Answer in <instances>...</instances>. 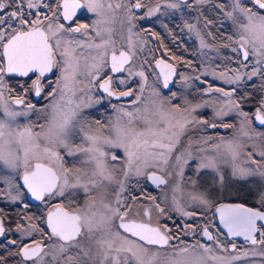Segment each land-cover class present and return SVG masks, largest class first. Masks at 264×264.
<instances>
[{
    "label": "snow or ice",
    "instance_id": "snow-or-ice-1",
    "mask_svg": "<svg viewBox=\"0 0 264 264\" xmlns=\"http://www.w3.org/2000/svg\"><path fill=\"white\" fill-rule=\"evenodd\" d=\"M207 2L197 0L198 4ZM168 7L179 5L169 3ZM224 7L219 5L220 9ZM9 8L12 10L7 11ZM41 8L47 12L41 13ZM138 9H146L140 17L144 19L159 12L160 4L152 7L146 0L117 3L112 0H26V3L25 0L7 3L0 0V112L4 117L0 119V165L15 171L23 184H15L8 176L0 179L7 184L6 195L13 202L20 199L21 187L46 205L53 198L61 201L47 212L46 225L50 231L45 232L35 224L27 230L17 225V231L23 236L40 232L51 241L50 244L35 239L30 244L21 242L16 254L22 255L25 261L32 264H243L248 251L237 255L216 253L237 252L236 237L264 249V211L259 209L243 204H220L215 211L227 230L226 236L232 239L221 240L220 230L214 235L210 225L205 224L201 234L211 243L180 246L171 243L173 239L179 240L178 236L171 235V229L160 226L158 221L153 223L154 216L167 212L156 197L147 196L149 204L140 205L137 197L123 195L133 176L143 177L157 187L166 186L167 178L174 174L170 169H179L182 176L194 152L200 160L199 168H216L219 158L231 157L234 175L250 174V169L235 166L245 147L236 140L219 138V143H211L215 139L211 136L188 137L184 143L190 129L217 127L207 119L197 118L198 109L213 107L214 118L221 121L230 112H238L243 117L239 135L252 139L251 134L255 133L264 139V132H255L250 127L253 117L242 112L239 102L233 99L235 87L225 91L208 84L204 89L202 95L222 94L225 98L222 104L219 99L195 104L185 99L183 105L172 104L170 99L161 98L155 88L151 98L142 99L147 77L142 68L133 71L131 67L135 52L130 54L118 49L111 37L112 29L104 27L115 19L118 10H123L129 24L128 47L132 50V21L137 18L135 10ZM80 14H92L96 19L91 24L76 23L75 18ZM223 15L232 21L238 35L235 40L228 36L230 43L223 47L231 48L241 69L251 64V71L233 69L232 76L220 73V78L229 85H238L245 77L248 80L256 76L264 78V0H231V10ZM61 21L71 23L66 26ZM212 23L205 18V27ZM186 26L195 29L193 24ZM78 34L84 38L77 39ZM196 36L201 48L211 47L199 31ZM156 65L160 68L159 76H163V87L168 88L176 73L175 67L164 60H157ZM49 75L55 76V80H49ZM133 76L141 78L140 94L127 87ZM6 77L17 81L14 87L20 89V94L13 95L14 87L6 84ZM120 86L126 90H119ZM47 89H50L47 91L50 104L43 109L48 114L44 116L45 123L38 125L39 131L35 130V124H17V117L37 111L35 105L26 104L25 97L29 94L40 97ZM94 92L100 94L99 98L94 97ZM105 95L117 99L135 95L130 105L132 110H128L129 106L113 105L114 122L105 125L99 119L89 120L84 110L99 104ZM139 103L143 106L137 107ZM12 105L24 106V110L15 111ZM254 119L264 126V101ZM220 126L234 127L223 122ZM77 136L81 139L79 144L74 143ZM119 150L122 155L117 154ZM209 151L216 156L203 155ZM78 155L85 157L82 163L86 167L66 166L65 156ZM258 155L264 160V145ZM247 156L253 164L259 163L253 159L254 152H247ZM117 162L119 167L115 166ZM178 191V185L172 188L175 211L183 217H194L196 213L187 211L177 198ZM189 199L205 208L212 207L204 193H189ZM261 202L264 204V193ZM184 231L194 233L196 229L185 226ZM5 232L0 219V236ZM10 243L17 245L16 240ZM251 254L264 256V251Z\"/></svg>",
    "mask_w": 264,
    "mask_h": 264
},
{
    "label": "flooded vegetation",
    "instance_id": "flooded-vegetation-1",
    "mask_svg": "<svg viewBox=\"0 0 264 264\" xmlns=\"http://www.w3.org/2000/svg\"><path fill=\"white\" fill-rule=\"evenodd\" d=\"M173 1H175V3L179 5L181 11H176L174 10V8L168 7V4L173 3ZM5 2L7 3L8 0H5ZM112 2L117 3V2H121V0H112ZM146 2H148L152 7H155V5L159 3L160 11L157 12L152 17L141 19L140 17L145 15L146 9L135 10L137 18L132 21V31L137 30V31L149 32L150 35L149 39L152 42L149 49L147 46L148 44H146L145 50L142 52L140 57L137 56L136 61L134 60V56H133V60L130 62V64L132 65L135 62L138 68H142L145 72V76L148 78L149 83L152 82V79H154V76L156 74L158 75L160 74L156 65L157 60H164L167 63L172 64L176 68L173 84L170 89L164 88L166 96L170 97L172 93L178 90L177 85L180 81V77L183 71L188 70L189 68L195 71L200 69L201 63L199 59V51H198V47L194 43L196 31L200 30L203 33V35L205 33L206 34L211 33L213 41H216L215 38L217 36L215 35L214 32H217L219 34V30L222 25V23L219 20L221 13L219 5L224 4L225 0H209V2L203 4H198L197 0H146ZM11 10H12L11 8L7 9V11H11ZM40 11L41 13L47 12V10L43 8H41ZM48 15H51V12H48ZM205 18L213 21V23L208 27H205ZM75 19H76V23L91 24L92 21L96 19V17L93 16L92 14H87V15L80 14ZM187 19H190V21H192V24L195 25L194 35L190 36L183 26L184 20L187 21ZM61 22L65 23L66 26L69 23H71L67 21H61ZM72 26L75 25L73 24ZM104 27L111 28L112 32L119 30H127L129 28V24L126 19V13L123 10H118L115 19L111 20L110 23L104 25ZM76 38L83 39L84 37L78 34ZM118 43H119L118 49L129 51L130 54H132L133 50H129V47L124 40L123 41L119 40ZM163 43H167L168 48L165 47V49L160 50V47H163ZM148 51L153 53L152 55L153 60L151 65H148V63L145 62V58H144L146 56L145 53ZM188 59H190L189 62L186 61ZM105 71H107V69H105ZM127 75L128 73L125 72L123 74V77L125 78L127 77ZM159 77L163 85L162 76ZM139 78H140L139 76L130 78L128 80V85H127V87L132 88L136 92V94H138V89L140 86ZM49 80H55V76L49 75ZM5 82L7 85L12 87H14L17 83L15 79H9L8 77L5 78ZM252 83H254L253 80L248 82L247 87H250ZM255 84L260 85V83L258 82ZM54 86L55 85L53 84V87ZM196 86H197L196 88H198L200 91H204L205 89L204 85L201 84L200 81H197ZM119 90H126V88L125 86H120ZM47 91H50V89H47L40 97H35L34 94H29L25 97L26 104L31 103L35 105L37 111L35 113H29L27 116L22 117L20 120L17 119L18 121L17 123H19L20 121L21 123L25 122L24 125L29 124L26 123V121L24 120V118L26 117L27 119H30L31 124H35L37 125V127L39 124L45 123L44 119H43L44 121L42 122L40 119L39 122L36 121L37 118H40V116L36 113L41 112L50 104V100L47 98ZM237 91L239 90L237 89ZM17 94H20V89L14 87L13 95H17ZM5 95L7 97L8 93L6 92ZM99 95L96 97L99 98ZM104 99L105 102L101 101L100 104L95 109L89 111L87 109L86 111L89 112V116H90L89 120H93L94 117L95 120L99 119L103 124L107 125L111 121L110 115L113 110V105L116 103H127V102L129 103L135 99V95L132 97H123L120 99H117L115 97L108 98L105 95ZM171 103L180 104L179 101L175 99H172ZM12 107L20 108V109L24 108V106H20V105H12ZM254 108H252L251 105L248 106V109L244 107L243 110L249 114V112L252 111ZM1 115L2 112H0V116ZM203 115H205V113H202V116ZM210 123H215V122H210ZM215 124H217V127L215 129L209 127V130L206 132L213 134L212 137H214L215 138L214 140L216 141L219 138H221L223 134L230 133L231 135H233L236 134L237 132V124L234 121H232L231 123L232 125L234 124V127L230 129L221 127L220 121H217ZM258 126L260 125L258 124ZM200 130L201 129H199L198 132H201ZM201 136L202 135L196 134V135H191L190 137L196 139ZM188 137L189 135H187L184 138L185 144L187 143ZM119 152L122 154V150H119ZM194 154L195 152L193 153V155ZM66 158L69 157L65 156V159ZM197 162H198L197 159L193 157L190 161H188V164L190 165L191 169L197 170L198 169ZM190 173H193V171L191 170ZM4 176L10 177L15 184L18 185L23 184L22 180L17 179V175L15 171L11 169L6 170L3 168V165H0V177H4ZM193 177L195 178L197 177V172L196 173L194 172ZM167 179L170 180L169 177ZM173 187L174 185L170 182L166 186L157 187L156 185L152 184L151 181H148L145 178L142 179L132 178V180L127 182V189L123 195L125 197H129V196L137 197L138 203L140 205L149 204V201L146 198L147 196L156 197L157 203H160L161 207L167 208L173 196V192H172ZM195 187L196 188L201 187L202 190H205L210 196L215 197L211 199V201L209 200L210 203L212 204V207L205 208L203 206H199L195 208H187L188 211H194L196 213L194 217H183L181 215H178L176 212L175 214H172V212L169 211L168 208L165 215L159 217L156 216L153 217L154 224L158 221L160 226L166 225L169 229L172 230L171 231L172 236L179 237V240L173 239L171 241L173 245H180V246L192 245V244H196L197 242L211 243L210 241H207V238L203 237L201 234L202 227L205 224L210 225L209 230L214 235L217 234V230L219 229L221 232V236H220L221 240H231L232 238L226 236V231L223 229L220 223L219 215L215 211L216 207L219 206L220 204L244 203L264 210V207H259L255 205V203L250 198L251 197L250 194H248L247 197L238 199L236 196L226 197V194L230 193L231 191L230 188L228 190L222 191L221 193H217V191L214 190V188L212 189L205 188L202 184L199 183H196ZM0 189L3 190V193L0 194V219H3L4 226L6 229L5 234L3 236H0V264H32L31 261H25L22 255L16 254L19 252V246L21 245V242L30 244L31 241L35 239L38 241L42 240L46 244H50L51 241H48L47 237L42 235L40 232H33L31 236H23L22 232L17 231V225H22L23 229L27 230L31 227V225L35 224L38 225L40 228L44 229L45 232L50 231L46 225L47 212L49 210V207L57 203H60L61 201L58 198H53L46 205L42 202L36 201L35 199L31 198L30 194L27 192V189L21 187L20 199L13 202L6 195L9 189L7 184H5L2 179H0ZM12 195H16V193L13 192ZM83 199L84 197L83 195H81L80 197L81 203L83 202ZM128 202L131 203V200H129ZM25 205H27V207H25ZM29 217L31 219H29ZM185 226H190L196 229V231L194 233H186L184 231ZM11 240H16L17 245H12L10 243ZM234 242L238 245L237 252H229V253L217 252L216 254L237 255L243 253L244 251H248L249 253H251L253 248L260 247V245L253 246L250 243L244 241V239L240 237H236ZM228 247L230 248L231 245L229 244ZM262 251H264V249H262ZM247 258L248 257H243V261H245ZM45 259L47 260L48 257H45ZM262 261L264 264V256H262Z\"/></svg>",
    "mask_w": 264,
    "mask_h": 264
},
{
    "label": "rangeland",
    "instance_id": "rangeland-1",
    "mask_svg": "<svg viewBox=\"0 0 264 264\" xmlns=\"http://www.w3.org/2000/svg\"><path fill=\"white\" fill-rule=\"evenodd\" d=\"M208 2H209V0H208ZM173 3H175V1H173ZM221 5H223V4H221ZM224 6L225 7L223 9H220L221 13H220V19L219 20L221 23L227 24L229 26V28H230L229 36L230 35L233 36L234 40L238 39V35L236 34L235 26L232 25V21L227 19L223 15V13L231 10V0H225ZM174 10L181 11V8L177 7V8H174ZM187 24H192V21H190V19H187V21L184 20L183 26L190 36L194 35L195 31L190 30L186 26ZM210 31H211V29H210ZM199 32L202 36H204L206 43L211 45V47L201 48L199 38L197 36H195V38H194V43L198 47V51H199V59H200V63H201L200 69L195 71V70L189 68L188 70H185L182 72L181 77H180V81L177 85L178 90L176 92H174V93H176L175 97H173L172 95L170 97L166 96L165 89L162 85L160 77H159V79H157V77L159 76L158 74H156L154 76V79H152L151 83L148 82V78H147V83L144 85V92H143L142 99L148 100L149 98H151L153 88H155L156 90L159 91L161 98L170 99V102L172 99L178 100L180 105H183L185 99L191 101L193 104L198 103V102L202 103L204 100L219 99V103L222 104L224 102V99H225V98H223L222 94H214L212 96H209L206 94L202 95L203 91H200L198 88H196L197 87L196 86L197 81H200L201 84H203L205 88H207L208 84H212L213 87H222L225 89V91H231L232 88L235 87L239 90L237 92L243 93L244 91H246V89H248V87H247L248 82L253 80L254 83H257V82L260 83L259 87L257 86V87H253V88H257L259 90V92H261V96H260L259 105H256V107L252 111L249 112V116L253 117L250 127L252 129H254L255 132H264V126L263 127L258 126V124L255 122V119H254V114L256 112V109L260 107L261 101H264V78H262L260 76H256V77H253L251 80H248L247 77H245L238 85L227 84L223 79L220 78V76H219L220 73H224L226 76H232L233 72L231 70H233V69H240L241 72H244V71L250 72L251 71V64L249 65V67L247 69H241L239 63L237 62L238 57H236L232 53L231 48L230 47L229 48L223 47V45L230 43L228 40L224 43L221 41H218V40L213 41L211 35L206 34V33L203 35V33L200 30H199ZM149 36H150L149 32L137 31V30L132 31V37H131L132 42H133V49L132 50L135 52V55H134L135 61L137 59V56L140 57L142 52L145 50ZM111 37L115 41L117 48L119 47V45H118L119 40H122V41L124 40L128 45V37H129L128 29L127 30L113 31V32H111ZM232 47H235V44H232ZM226 57H228L230 59H225ZM134 63L131 65L133 71H140L141 68H138L137 64L135 63L136 64L135 65ZM213 72L216 73L215 76L212 75ZM133 77H135V76H133ZM197 77H199V79H196ZM139 80H140V85H141V83H142L141 78H139ZM139 89H140V86H139ZM139 89H138V94H140ZM93 95H94V97H96L99 95V93L94 92ZM104 97H103V99H101V101H103V102H105ZM239 98H240L239 94H237V95L234 94V96H233L234 100L239 102L240 101ZM131 102H129V103L128 102L127 103H116L114 105L129 106L128 110H132V108L130 107ZM99 104H94L92 108L88 109V111L95 109ZM239 104H240V110L242 112H245L243 110L244 107L241 105L240 102H239ZM142 106H143L142 103H139L137 105V107H142ZM13 109L15 111H23L24 110V108L20 109V108H15V107H13ZM86 110L87 109L84 110V114L89 119V117H90L89 112ZM214 111H215V109L213 107L209 106V107H205L202 109H198L196 115H197V118L207 119V120H209V122H215L216 123L217 121H220L223 123L231 124L232 121H234L237 124L236 134H233V135H231L230 133L223 134L221 136V138H223L224 140H236L238 143L245 146L241 150L240 155L237 157V159L235 161V166L237 168L250 169L251 172L246 177H241L238 173L234 175V165H233V162L231 160V157L219 158L216 168H210V167L209 168H199L200 160L195 153L193 155V157L196 158L198 161L197 162V167H198L197 170L191 169L190 165L187 164L184 167L183 175L181 176L179 174V169H174V170L170 169V171H173L174 174L171 177H169L170 178L169 182L172 183L174 185V187H176L177 185L179 186V191L176 193L177 198L181 200V203L185 206L186 210H187V208H195V207L201 206V205H198L196 203H193L189 199V193H192V194L204 193L206 195L207 199L210 201H211V199L215 198V197L210 196L205 190H202L201 187L196 188L195 184L199 183V184H202L205 188H211V189L214 188V190H216L217 193H221L222 191L228 190L230 188L231 191H230V193L226 194V197L227 196L228 197L236 196L238 199H240V198L247 197L248 194H250V196H251L250 198L255 203V205H257L259 207H264V204H262V202H261V194L264 193V175H261V173H264V160H262L260 158V156L258 155V152H259L261 145H264V139L256 137L255 133L251 134L253 136L252 139H249L247 137H241L239 135L238 129L240 127L241 121L243 120V117L238 112H235V111L230 112L229 115L224 117L223 120L221 121L220 118H214ZM202 113H205V115L202 116ZM36 114H38L40 116V118H37V120H36L38 122L40 120H41V122L44 121L43 120L44 116L47 115V113H45L43 110L41 112H37ZM110 116H111L110 117L111 121L114 122L115 118H116V113H115L114 109L112 110ZM22 117H25V116L17 117V119L20 120ZM3 118L4 117L2 114L0 116V119H3ZM17 119H16V123L18 122ZM35 119H36V116H35ZM230 119H232V120H230ZM24 120L26 121V123H31L30 119H27V117L24 118ZM93 120H95L94 117H93ZM24 123H21L19 121V123H17V124L22 126V125H24ZM199 129H201L200 130L201 132H198ZM228 129H230V128H228ZM35 130L39 131V127H36ZM208 130H209V127L208 128L190 129L189 130L190 133L188 132L187 135H189V137L191 135H196V134L202 135L201 137H203V138H207L209 136L212 137L213 134L206 132ZM219 142H220V139H218L217 141L213 139L211 141V143H219ZM74 143H77V144L81 143V139L79 136H77L75 138ZM105 151H109V149L107 147H105ZM247 152H254L253 159L258 161L259 163L253 164L249 160V158L247 156ZM117 154L122 155L120 152H118ZM62 155H63V153H62ZM203 155L214 157V156H216V153L209 151V152L203 153ZM84 159H85V157L83 155H78L75 158L69 157V158L65 159V164H66V166H72L73 164H75V166H77V167H86V165H84L82 163L84 161ZM115 166L119 167L120 165L117 162ZM188 170H190V171L192 170L193 173H190V171H188ZM194 172L195 173L197 172L196 178L193 177ZM132 178H141L142 179L143 177L133 176L128 180V182L130 180H132ZM222 195H224V194H222ZM221 197H224V196H221ZM167 208L169 211L172 212V214H175V212H176L178 215H180L177 211H175V209L173 207L172 198H171V202L169 203V206ZM253 251L259 253L260 251H262V248H260V247L253 248L251 253ZM251 253H249V256H247L248 258L245 261H243V264H263L261 255H252Z\"/></svg>",
    "mask_w": 264,
    "mask_h": 264
},
{
    "label": "trees",
    "instance_id": "trees-1",
    "mask_svg": "<svg viewBox=\"0 0 264 264\" xmlns=\"http://www.w3.org/2000/svg\"><path fill=\"white\" fill-rule=\"evenodd\" d=\"M224 5V4H223ZM215 33V35L217 36L216 38H215V40L217 41H221V42H226L228 39H227V37L229 36V34H230V28H229V26L227 25V24H223L222 23V25H221V27H220V30H219V34L217 33V32H214ZM221 38V39H220ZM151 40L150 39H148V42H147V46H148V49H149V47H150V45H151ZM165 47L166 48H168V46H167V43H163V48L162 47H160V50L162 49H165ZM146 54V56L144 57L145 58V62H147L148 63V65H151L152 64V60H153V58H152V55H153V53L152 52H150V51H148V52H146L145 53ZM180 57V56H179ZM186 61H190V59H188V60H186ZM256 85V86H255ZM259 87V85L258 84H255V83H252L251 85H250V87H248V89H246V91H244L243 93H240V92H236L235 94L237 95V94H239L240 95V98H239V102L241 103V105L243 106V107H245V108H247L248 109V106H251L252 105V108H254L256 105H258L259 104V102H260V96H261V92H259V90L257 89V88H253V87Z\"/></svg>",
    "mask_w": 264,
    "mask_h": 264
},
{
    "label": "water",
    "instance_id": "water-1",
    "mask_svg": "<svg viewBox=\"0 0 264 264\" xmlns=\"http://www.w3.org/2000/svg\"><path fill=\"white\" fill-rule=\"evenodd\" d=\"M158 68V67H157ZM176 69V68H175ZM158 70H159V72H160V68H158ZM174 77H175V74L172 76V79H171V81L169 82V87L168 88H166V89H170L171 87H172V84H173V80H174ZM162 79H163V76H162ZM258 124H259V121H256ZM260 125V124H259ZM261 126V125H260ZM32 198V197H31ZM34 199V198H33ZM224 204H243V205H245L246 207H250V208H256V209H259V210H261V211H264L263 209H260V208H258V207H254V206H250V205H247V204H244V203H224ZM218 214V213H217ZM219 215V214H218ZM222 225V224H221ZM222 227H223V225H222ZM224 229V228H223ZM226 232H227V230L226 229H224ZM240 238H242L243 239V237H240Z\"/></svg>",
    "mask_w": 264,
    "mask_h": 264
}]
</instances>
